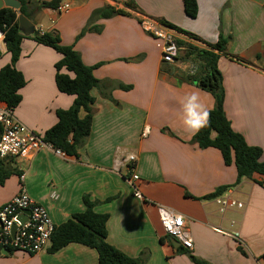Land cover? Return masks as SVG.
<instances>
[{
    "label": "crops",
    "instance_id": "0c3cea01",
    "mask_svg": "<svg viewBox=\"0 0 264 264\" xmlns=\"http://www.w3.org/2000/svg\"><path fill=\"white\" fill-rule=\"evenodd\" d=\"M29 1L35 31L59 34L62 44L74 47L85 65L96 67L100 86L92 90V132L77 158L43 149L32 159L3 160L12 173L0 183V209L24 187L58 227L85 212L83 199L90 195L101 202L95 211L110 216L108 242L133 258L148 251L146 264H196L193 257L208 264H264V187L246 178L236 185L235 165H226L218 149H201L191 142L194 135L183 124L182 101L197 92L211 111L215 97L187 81L200 69L182 60L184 49L175 63H163V41L142 27L147 19L166 22L188 34L174 30L178 39L199 48L216 44L221 36L229 41L227 52L244 63L227 56L219 60L226 113L233 129L264 151V0H201L195 19L186 15L184 0H62L69 5L62 14L40 8L52 0ZM129 1L138 12L98 19L92 26H99L100 32L78 38L96 10L124 8ZM6 55V60L0 59V70L11 63ZM61 59L54 49L25 39L16 64L26 85L14 116L42 138L57 124L58 111L68 110L75 101L57 88L55 65ZM145 126L150 134L143 138ZM130 155L137 157L138 187L146 202L134 196L129 183L131 171L125 160ZM224 187L244 203L243 209L221 214L214 199H207ZM109 198L114 199L107 202ZM159 206L185 218L194 241L192 251L182 253L187 250L167 237ZM217 227L238 232L239 237L220 234ZM50 249L38 254L9 250L0 254V264H99L98 252L81 244L56 253Z\"/></svg>",
    "mask_w": 264,
    "mask_h": 264
},
{
    "label": "trees",
    "instance_id": "16d2710c",
    "mask_svg": "<svg viewBox=\"0 0 264 264\" xmlns=\"http://www.w3.org/2000/svg\"><path fill=\"white\" fill-rule=\"evenodd\" d=\"M22 6L19 11L11 8L0 10V27L6 32V44L11 56V63L0 70V101L5 102L14 111L22 102L21 89L26 85L24 75L16 68V64L22 55V43L25 39H31L36 43L50 47L62 55V59L55 65L56 85L58 90L66 95L75 97V101L68 110H59L57 124L45 132L43 140L53 145L57 150H62L68 157L77 158L79 151L87 144L95 115V98L92 90L100 86V81L95 77L96 67H89L84 64L81 55L72 46L62 44L60 35L51 33H40L36 31L33 36L26 37L19 28V16L23 15L32 20L30 13V1L18 0ZM201 0H184L186 15L195 19L199 12ZM62 0L43 2L40 8L56 10ZM138 12V7L133 1L126 2L124 8L106 6L96 10L88 24L78 38L83 37L87 32H100L99 26H92L98 19H109L115 16H131V12ZM176 32L188 35L175 26L167 24ZM197 39L194 36H190ZM228 40L220 37L216 44H206V48H199L184 40L178 39L179 49H184L182 60L192 61L199 66L200 71L195 75L190 74L187 81L200 89L211 93L215 97V107L210 111V123L194 135L192 143L197 144L201 149L216 148L224 158L226 165H235L238 171L236 185L243 179H250L264 187V151L260 147L251 146L244 136L236 132L232 127L226 109V90L224 77L218 67L222 56L244 63L240 58L227 52ZM3 55L0 52V58ZM125 90L131 87L124 86ZM81 112L85 113L81 117ZM0 126V134H1ZM215 134V136H214ZM12 172L8 171L0 159V183L3 184ZM258 178H262L259 180ZM227 187L218 189L207 199H214L224 194ZM114 198H109L107 202ZM86 206L85 212L74 215L64 224L56 227L52 236L50 252L56 253L64 247L76 243L95 249L99 254V264H146L149 252L133 258L108 242L107 224L109 214H100L95 211L101 202L92 200L90 195L84 196ZM239 251L245 255L242 247ZM182 253H188L182 251ZM196 264H208L205 261L193 257Z\"/></svg>",
    "mask_w": 264,
    "mask_h": 264
},
{
    "label": "built area",
    "instance_id": "2783aa9c",
    "mask_svg": "<svg viewBox=\"0 0 264 264\" xmlns=\"http://www.w3.org/2000/svg\"><path fill=\"white\" fill-rule=\"evenodd\" d=\"M68 10V4H61L55 11L62 14ZM142 27L148 34L163 41L162 62L175 63L180 52L176 32L157 21L148 19L142 21ZM5 39L6 32L0 27V52L2 55L8 52ZM0 126L2 130L0 134V159L2 160L8 158L32 159L43 149L53 150L63 158L68 157L65 152L55 149L52 144L45 142L42 137L20 122L8 104L1 101ZM149 134L150 127L145 126L142 137L146 138ZM125 161L130 166L131 178L129 183L134 190V196L138 200L146 202L147 199L138 187L140 176L136 172L137 157L130 155ZM22 178L24 179V177ZM231 194L232 191H228L214 198L221 214H225L230 209L241 210L244 208V203L234 199ZM26 211L30 213L26 215L27 220L23 222L20 217ZM158 212L167 237L178 241L185 250L192 251L194 241L185 218L175 210L164 206H159ZM235 224L234 221H231V227H234ZM15 225L17 230L13 234ZM214 229L220 234L235 239L239 237L238 232H229L221 227ZM55 230L56 225L53 223L47 208L34 200L24 187L8 204L0 209V248L38 254L51 247Z\"/></svg>",
    "mask_w": 264,
    "mask_h": 264
},
{
    "label": "clouds",
    "instance_id": "9594fccd",
    "mask_svg": "<svg viewBox=\"0 0 264 264\" xmlns=\"http://www.w3.org/2000/svg\"><path fill=\"white\" fill-rule=\"evenodd\" d=\"M195 75V70L191 73ZM183 124L187 131L196 135L210 123V111L200 102L197 92L185 96L182 101Z\"/></svg>",
    "mask_w": 264,
    "mask_h": 264
},
{
    "label": "water",
    "instance_id": "95a60500",
    "mask_svg": "<svg viewBox=\"0 0 264 264\" xmlns=\"http://www.w3.org/2000/svg\"><path fill=\"white\" fill-rule=\"evenodd\" d=\"M21 6L22 4L18 0H0V10L4 8H11L16 11H19ZM19 28L22 34L26 37L33 36L36 32L35 25L33 24V22L23 15L19 16ZM29 213H30L29 211H26L24 215L20 217L21 221L23 222L26 221L27 220L26 215ZM16 230H17V226L15 225L13 228V234L16 233ZM175 242L178 245H180L178 241L175 240ZM8 253H9L8 249L0 250V254H8Z\"/></svg>",
    "mask_w": 264,
    "mask_h": 264
},
{
    "label": "rangeland",
    "instance_id": "374dc122",
    "mask_svg": "<svg viewBox=\"0 0 264 264\" xmlns=\"http://www.w3.org/2000/svg\"><path fill=\"white\" fill-rule=\"evenodd\" d=\"M7 56H8V55L5 54V55H3L0 59L4 61V60H6V59L8 58ZM1 62H2V61H1Z\"/></svg>",
    "mask_w": 264,
    "mask_h": 264
}]
</instances>
